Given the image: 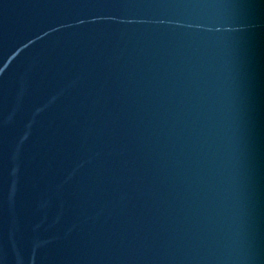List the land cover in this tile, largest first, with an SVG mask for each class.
I'll list each match as a JSON object with an SVG mask.
<instances>
[{"label":"water","instance_id":"95a60500","mask_svg":"<svg viewBox=\"0 0 264 264\" xmlns=\"http://www.w3.org/2000/svg\"><path fill=\"white\" fill-rule=\"evenodd\" d=\"M0 264H264V0H0Z\"/></svg>","mask_w":264,"mask_h":264}]
</instances>
